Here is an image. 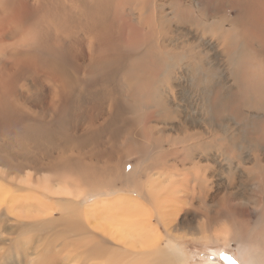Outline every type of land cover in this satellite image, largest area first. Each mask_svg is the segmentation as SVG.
<instances>
[{
  "label": "bare ground",
  "instance_id": "bare-ground-1",
  "mask_svg": "<svg viewBox=\"0 0 264 264\" xmlns=\"http://www.w3.org/2000/svg\"><path fill=\"white\" fill-rule=\"evenodd\" d=\"M131 1L0 0V4L5 2L0 14V48H12V62L4 69L5 85H0V162L4 158L8 163L6 173L0 170V242L1 233L15 232L5 218L32 216L34 204L28 199L30 203L21 201L24 198L17 192L21 183L13 175L16 158L1 151L2 143L27 127L33 130L32 135L42 133L47 139L54 131L51 122H45L47 111L61 110L63 121L72 94L78 93L77 109L83 108V113L77 116L75 134L84 146L81 173L87 186L92 185V177L97 178L93 184L110 176L122 181L148 177L143 199L150 207L139 203L144 207H140L144 223L136 219V225H144V229L134 227L131 219L127 220L128 214L127 218L121 216L122 208H128L125 213H129L131 205L135 210L140 201L127 195L114 202L93 204V213L91 209L84 214L76 211L77 216H86V222L91 216L97 225L106 211H117L114 228L119 239L115 238V246L121 247V251L113 250L119 254L121 262L117 263L141 264L144 257L145 264L146 257L152 256L161 264L158 230H175L189 201L205 219V230L214 229L220 217L230 220L231 224L214 232L218 236L223 231L221 236L228 241L238 237L235 229L229 234L232 227L237 229L238 220L259 217V223H253V235L264 243V62L247 60L250 51L264 55V0H204L225 7V25H214L216 11L203 13L199 6H187L183 0H176L175 11L161 6L159 12L154 0H142L136 11ZM162 1L167 4V0ZM231 8L239 12L232 19L228 17ZM65 11L74 16L58 17ZM73 19L78 22L75 28L71 27ZM12 27L19 30L9 44ZM57 28L61 33L56 39L52 32ZM259 47L263 51H258ZM5 51L0 49V67ZM143 51L144 58L130 61L131 54ZM27 77H33L31 86L40 89L43 108L27 105L29 92L25 95L17 92L20 87L11 89V79L26 85ZM11 99L34 114L27 117L14 111ZM39 114V122L47 123L45 131L34 118ZM103 135L110 137L111 155L95 160L88 155L92 154L89 143ZM72 142L64 155L71 161L76 154ZM38 145L33 153L39 158L43 151L39 153ZM133 160L143 161L144 166L127 174ZM34 181L31 176L28 182L34 185ZM68 183L72 188L79 186L75 180ZM119 201L123 207L117 205ZM141 246L144 252L138 250ZM247 257L251 264H264V255L257 260L250 254ZM169 260L162 262L169 264Z\"/></svg>",
  "mask_w": 264,
  "mask_h": 264
},
{
  "label": "rangeland",
  "instance_id": "rangeland-1",
  "mask_svg": "<svg viewBox=\"0 0 264 264\" xmlns=\"http://www.w3.org/2000/svg\"><path fill=\"white\" fill-rule=\"evenodd\" d=\"M141 2L142 0H132L130 3L132 10H138V8H140ZM166 2L167 4L163 5L164 2L162 0H154V4L156 5L158 12L161 9V6L167 8L170 7L173 10L177 8L178 3L176 0H167ZM4 3L0 4V14L3 13L2 5ZM183 3L187 6L192 7L197 5L199 6L201 12L209 15H211L213 11H216L217 17H215L213 20V22H215L214 25H217V23H222L225 25V7H217L216 4L219 3L204 0H183ZM170 4H172V7ZM10 5L11 8L14 6L11 2ZM234 13H238L239 15L237 9H229L228 17L232 19ZM33 15L34 14L30 12V16ZM59 16L73 17L74 15L65 11L59 12L58 17ZM234 21L235 20H233V22ZM231 24L232 23L228 22L227 25ZM234 24L236 25V22ZM77 25V20L73 19L71 27L75 28L77 27ZM238 25H240V23H238ZM67 27L68 25H62V28ZM19 29L21 31L20 26ZM19 29L17 27L10 28V30L13 31V34L9 35L11 37L7 39L9 44H12L15 41L14 38H16V33ZM52 33L54 38L57 39V36L61 33V28H57ZM54 38H52V41L54 40ZM0 49L2 52L5 51L4 48ZM258 51H263V48L259 47ZM11 56L12 48L6 50L4 57L1 58V65H3V67H0V85H5L4 76L7 74V71H4V69L6 65H9L12 62ZM147 57L150 56H148L147 54ZM139 58H144V51L131 54L130 61H137ZM247 60L264 62V55L259 56L250 51L247 55ZM33 77H27V79H29V82L27 83L28 86H26L27 84L23 85L17 80L15 81L14 79H11V89H18V87H20L22 88V90L19 89L17 92L22 91V93L24 92L25 95L29 92L30 96L27 100V105L31 108H43L44 100L39 94L40 89L33 88L30 84V80L33 81L34 79ZM77 81L79 83V76H77ZM51 89H54V87L51 86ZM37 100H39L38 105L36 103ZM78 101V93H73L71 102L68 107V112H66L67 116L64 117L63 121L60 112L61 110H53L49 112L47 111L45 122H51L52 126H50L54 130L49 136H47V139L44 138V135H41L42 133H38V135L36 136L32 135L33 130L31 131L30 128L27 127L26 129L28 130L24 129V132L20 131L19 133H17L18 135L13 137L12 139H5L6 141H4L1 145V151H4V154H11L16 158V160H14V165L17 166L14 168V170L16 171L13 175L18 177L20 183L22 184H17L20 187V190L17 189V192L20 194L19 196L21 197V199H25L21 201H23L24 203H30L28 202L29 200L32 202V204H34L31 207L33 212L32 216H22L19 217L18 220H15L11 217L5 218V220L8 221V226L15 229V232L10 233L8 231L7 233H1L2 241L0 242V264H115L117 262H121L118 260L119 254H116L115 252V249H119L121 251V247L115 246L117 245L115 238H118V236L115 232L114 227H116L115 220H117L116 218L118 217V215H116L117 211L113 210L114 207L110 208H112L116 216H112L114 214L109 209L108 212L112 213L107 215L108 212L106 211L107 213L105 212L103 214L102 219L98 220V225L91 218V216L88 217V222H86V216H77L76 211L78 213L79 211H81V213L84 214L88 213L91 209V213H93L95 212V207H93L94 205H100L101 203L105 202H114L116 199L118 200V198L125 197L126 195V197L128 198H135L136 201H141H138L135 205V207H138L139 211L137 210V207L134 210V207L131 205V208L133 209L130 210L129 213H125V210L126 212L129 211L128 208H122L121 216L124 217L125 214H128L127 220L131 219L130 221L134 223V227L138 226V229H144V225L139 226V224L144 223V213H142L141 209H144L143 206H145V208L150 207L147 204H144L143 199L144 181H147L148 177L145 176L146 179L144 178V176L135 177V179L133 180L126 179L125 181H122V179H120L119 177L110 176L105 181L98 179L97 184H93V181L97 178L92 177L90 179L92 185L87 186V183L84 179L85 177L83 178V176L85 175L81 173V170H83L82 168L85 165V161L83 160L84 146H81L83 145V143L80 139H78L79 135L75 134L77 131V116L83 113V108H81L80 110L77 109ZM10 102L14 111L21 112L27 117L34 114V112L32 114H29V111L25 112L24 110L28 109L25 106L19 105L14 100L11 99ZM41 117V114L34 116V118L36 119V123L40 127H42L43 131H45L47 129V123H40L39 119H41ZM54 132L56 133V135L54 134ZM108 139H110V137L107 135H103L98 140L92 139L89 143V153L92 154L88 155L90 157L92 156V158L95 160L108 158L111 155L107 143ZM69 142L75 144L74 153L76 154L74 155L72 161L69 159L66 160L64 156L66 154ZM35 145H38L39 153L43 151L41 154L42 157L38 158L34 155L33 147ZM20 147L23 149H21ZM48 154H51V156H48ZM55 154L57 155L55 156ZM103 155H106L105 158L103 157ZM31 156H33V158ZM100 156L102 157L100 158ZM3 159L0 162V170L1 172L5 171L6 173L8 163L6 161H3ZM38 159H40L41 161L39 160L38 162ZM95 160L93 161L95 162ZM80 161L81 165H79ZM129 163L126 171L127 174L131 173V171L136 168L140 170L144 166L143 161L137 162L133 160ZM53 168H56L57 170ZM65 170H67L68 173ZM54 172H56L57 175ZM31 176L35 180L34 185L28 182L30 181ZM70 180L77 181L80 187H70V183H68V181ZM67 184H69V186ZM110 186L113 187L110 188ZM4 188L7 189L8 187ZM140 189L143 190L140 192ZM141 193L143 194L142 198ZM74 195L76 197H74ZM139 203L143 206L139 205ZM118 204L119 206L123 207L120 201L117 203V205ZM4 206H2V210L5 209L6 206ZM184 210L185 211L180 214V217H178L179 224L176 228L177 230H169L171 232L166 229H162L161 231L158 230V235L161 238L160 247L163 250V253L157 255V257H161V264H168L166 262H162L168 261V257L170 259L169 264H251V262H248V254H250L251 258H255L256 260L264 255V243L262 241H259V237H254L253 235V232L255 233V224L253 223L255 221H258L257 223H259V217L254 216L253 220L248 222H246V219L238 220L237 229L235 227L229 229V234H233L232 231L235 229L236 232L235 230L234 232L236 235H238V237L233 241H228L224 238V236H221V233L223 231L219 233L220 236H214V232L221 228L223 229V227L227 226V224H231L229 219L220 217L221 222L217 224L214 229L212 228L209 230H205L204 228H207L204 225L206 221L199 214H196L195 209L192 205V201H189ZM141 213L142 215L140 216ZM107 216L110 218H108ZM129 216H131V218ZM125 217L127 218V215ZM111 218L112 220H114L111 221ZM136 219L139 221V224L137 225L136 223H138V221ZM87 223H90L92 227H94V230L90 229V226H88ZM72 228L73 231H71ZM76 228L81 229L75 231ZM95 232L98 233V235L95 234ZM248 232H250L249 236L247 235ZM141 237L144 238V236ZM253 238L255 241L252 240ZM95 250L98 254L94 255ZM119 250L117 251L120 252ZM138 250H142L144 252L143 246L139 247ZM146 259L147 260L145 264H156L157 262V260L152 256H147ZM142 260L143 261L141 264H144V257Z\"/></svg>",
  "mask_w": 264,
  "mask_h": 264
}]
</instances>
